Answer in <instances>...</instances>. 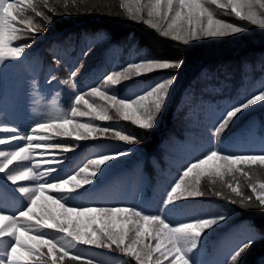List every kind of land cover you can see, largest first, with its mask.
<instances>
[{"label": "snow or ice", "instance_id": "snow-or-ice-1", "mask_svg": "<svg viewBox=\"0 0 264 264\" xmlns=\"http://www.w3.org/2000/svg\"><path fill=\"white\" fill-rule=\"evenodd\" d=\"M40 3L50 13L57 14L56 9L49 5V0H40ZM209 3L222 9L230 8L236 17L253 25L259 23L264 28V16L258 19L255 10L257 5L264 9V0H226V3L221 0H148L143 5L141 0H120V7L125 9L131 18L142 19L161 36L185 45L202 37H225L247 30L215 18V14L208 7ZM145 10L148 19H143L142 13ZM30 12L43 18L46 24L51 23L53 19V16L40 10L36 0H0V61L20 58L30 47L28 44L12 46L13 41L19 39L21 25L33 34L45 30L43 25L34 22ZM182 64V60L159 59L145 55L128 63L123 71H113L106 75L102 86L105 90H102V87H91L86 94L81 91V94L75 95V105L71 107L70 117L61 114L48 121H37L31 133H21L14 126L0 124V134H8L0 138V145L27 141L26 147L17 144L15 151L0 150V174L5 181L15 186V193L18 191L30 201L26 207L15 208L13 192L0 187V240L8 241V247L0 250V264H3L5 256L7 264H49V259L50 264H73L82 260L75 251L79 245L109 250L115 246V249L134 258L136 264H165V261L167 264H192L190 254L198 247L201 237L206 230L226 219L224 215L217 214L211 218L191 216L187 217L188 222H173L166 215L146 213L143 209L133 206H68L59 198L61 193L76 192L92 184L103 166L128 153L117 150L111 154H98L97 158L89 159L75 175L56 179L59 182L52 183L50 181L53 180L57 166L62 164L64 156L50 154L49 150L61 145L49 143L51 138L46 135L53 132L56 136L74 137L81 141L107 138L111 134L113 138L128 145L137 143L138 140L133 134L115 129L110 124L100 126L93 121H113L111 109L124 122H130L140 129H152L174 85L175 75L163 77L148 89L135 95L129 94L127 98H121L115 92L110 94L106 90L107 86L119 85L130 77L148 75L156 70L179 69ZM71 75L75 77L77 73L72 71ZM60 83L67 84L68 81L63 80ZM86 96L98 98L103 103L90 102ZM262 102L264 90H258L229 105L226 114L220 116L222 122L215 127L212 135L219 136L238 114ZM79 105H83L86 110H80ZM77 118H87V122H81ZM33 150H42L40 155L46 167L44 172L40 171V164L34 167L21 165V162L30 159ZM63 150L66 153L72 149L70 146H63ZM253 168L264 170V151L259 154H236L212 147L186 165L179 179L167 191V198L163 201L164 207H175L177 201L203 196L204 193L200 190L201 178L208 177L212 183L219 180L230 189V194H225L224 190H214L213 194L217 197L238 204L244 209L258 207L264 210V181L256 184L248 179V186L255 194L253 200L242 187L233 186L226 179L235 178L237 174L249 177ZM19 181H30L32 186H21L17 183ZM44 195L52 205L58 206V209L53 210L46 203H38ZM32 221H35V225ZM43 229H52L63 235L46 238ZM21 233L28 235L29 240L35 243H25ZM11 240L15 243H11ZM253 242L251 237L239 242L231 255L232 264H239V258ZM44 248L48 250V259L44 258ZM18 249L24 254L21 255ZM34 257L37 259L34 260ZM65 257H68V260H65ZM86 264L94 262L87 259Z\"/></svg>", "mask_w": 264, "mask_h": 264}, {"label": "trees", "instance_id": "trees-1", "mask_svg": "<svg viewBox=\"0 0 264 264\" xmlns=\"http://www.w3.org/2000/svg\"><path fill=\"white\" fill-rule=\"evenodd\" d=\"M36 3L39 4L41 11L53 16V19L51 23L46 24L43 18L36 17L30 12L29 15L34 22L43 25L45 30L33 34L21 25L22 31L18 32L19 39L13 41L12 46L28 44L30 47L22 53L20 58L10 60L15 61L32 81L39 104L48 97L51 98L50 111L54 117L65 112L71 95V88L67 84L60 83L67 80L63 67L71 69L72 64L69 65V63L72 61L73 64L76 63L83 51L87 53L88 50L95 48L99 55L96 58V67L90 71L94 74L90 75L91 78H98L112 70L124 67L134 59L139 60L145 55L159 59L182 60L183 64L179 69L157 70L152 73L150 78L147 77L145 85L149 87L163 77L174 74L181 79L185 88H189L187 92L190 93V90L193 92L192 96H189L190 105L197 97L211 100V103L224 99L231 105L264 88V83L261 81L264 78V32L261 34L255 32L244 37L199 40L185 45L161 36L142 19L131 18L127 11L120 7V0H49V5L56 9L55 15L50 13L40 0H36ZM53 77L55 79H52ZM90 82L82 81L74 85L78 89H84V86ZM212 85L218 91L214 92ZM8 103V78L0 69V124L8 125L2 114ZM178 105L179 102L176 106L169 105L158 126L150 130L140 129L120 119L103 122L106 126L110 124L115 129L133 134L138 142L128 145L110 134V137L97 138L87 143L86 152L93 159L97 158L98 154H111L117 150L128 153L103 166L97 174L98 181H109L112 175L122 171L127 172L133 168L142 174L151 175H153L151 171L162 170L164 164L158 155L162 153L163 157L165 153L163 148L159 149L160 138L163 136L180 148L182 156H187L182 141V129L175 124L179 114L183 118L182 111H178ZM261 111H258V114L262 115ZM258 114L255 113L253 116L257 117ZM162 126L164 128L160 134ZM3 135L7 134H0V138ZM0 150L7 152V144L0 145ZM178 179L176 177L173 181ZM248 179L256 184L264 181V170L253 168L250 170L249 177L237 174L235 186L242 187L254 200L255 194L248 186ZM203 181L207 183V180L203 179ZM10 184L11 182L5 181L0 174V187L13 192L15 208L26 207L27 199L18 191L15 193V186ZM210 184L214 190H224L225 194H230V189L226 186L221 187L219 180ZM207 191L204 192L206 198L217 197L213 191L211 193ZM215 200L228 202L234 212V219L214 236V243L226 238L229 241V247L231 246L228 252H224L225 256L221 264H232L233 249L242 239L248 237H251L254 242L239 258V264H264V238H262L264 237V210L258 207L244 209L222 198ZM161 203L157 199H152L150 206L143 210L146 213H152V209L160 208ZM42 231L46 238H57L63 235L52 229ZM20 235L25 243H35L29 240L28 235L24 233ZM11 243L14 244L15 241L11 240ZM6 247H8V241L0 240V250ZM18 251L21 255L24 254L22 250L18 249ZM47 251V248L43 249L45 259H48ZM75 251L79 253L82 260L73 264H86L87 259H91L94 264H136L134 258L115 249V246L109 250L79 245ZM35 259L37 258L34 257ZM65 260H68V257H65ZM3 264H7L6 256Z\"/></svg>", "mask_w": 264, "mask_h": 264}, {"label": "rangeland", "instance_id": "rangeland-1", "mask_svg": "<svg viewBox=\"0 0 264 264\" xmlns=\"http://www.w3.org/2000/svg\"><path fill=\"white\" fill-rule=\"evenodd\" d=\"M147 2L148 0H141L142 5ZM221 2L226 3V0H221ZM133 7H135V5H133ZM208 7L215 14V18L223 19L226 22L247 29L240 33L217 38H232L235 36L244 37L246 35L250 36L255 32H258L257 34L264 32V28H262L259 23L253 25L249 21L236 17L235 14L231 12L230 8L222 9L210 3L208 4ZM255 10L258 13V19L259 17L264 16V9L259 8L258 5ZM142 16L143 19H148L147 10L142 13ZM211 39L214 38L202 37L190 42ZM96 49L97 48L88 50L87 53L83 51L76 63L73 64V61L72 63H69V65L72 64L71 69L63 67L67 76V85L71 88L70 100L63 114L69 117L71 116V107L75 105V95L81 94V91L86 94L90 91L91 87H102L106 75L111 74L113 71H123L127 66L117 68L99 76L98 78L91 79L90 75L94 74L90 71L93 67H96V58L99 55ZM0 69L2 72H5L8 78L9 103L2 112L8 125L19 129L21 133H31L35 126L34 123L37 121H48L54 117L50 111L51 98L48 97L40 104L37 102V94L32 81L22 72L21 68L15 61L10 59L0 61ZM72 71L77 73L75 77L71 75ZM151 74L130 77L127 81H122L119 85L107 86L106 90H108L110 94L115 92L119 97L127 98L129 94L135 95L141 93L142 90L148 89L149 87L145 84ZM175 77L174 85L171 87L167 101L161 113L158 115L154 126H158L169 105L176 106L177 102H179L178 111H182L183 118H181V115L179 114L178 118L175 119V124L182 129V141L187 156H182L180 148L169 138L163 136L160 138L161 144L159 149L162 150L163 148L165 153L163 157L162 153L158 155L164 164L162 170H157L156 172L151 171L153 174L151 175L149 173L142 174L138 172L136 168H133L127 172L122 171L112 175L109 181L99 182L98 179L95 178L92 184L85 186L76 192L61 193L59 198L68 206H133L139 209L149 207L152 203V199H157L159 202H162L161 207L152 209V213H150L166 215L168 219L173 222H188L187 217L191 216L211 218L217 214H222L226 219L215 225L213 228L206 230V233L200 239L198 247L190 254L192 264H218L216 256L212 251V244L213 247H217L214 243V236L234 219L233 208L230 204L223 200H215L220 199L217 197H214L215 199L206 198L207 196L205 195L194 199L177 201L175 207L169 206L165 208L163 201L166 200L167 191L170 190V186L174 183L173 179L176 177L177 179L179 178L182 170L191 160L202 155L212 147L219 148L222 152L236 154H259L264 151V102L257 103L238 114L230 125L222 130L219 136L214 137L212 133L214 132L215 127L219 126V123L222 122L219 118L221 115L226 114V110L230 104L225 102L224 99H218L211 103V100L197 97L190 105L189 102L191 101L189 100V96H192L193 92L191 90L190 93L187 92L189 88H185V85L183 86V82L178 76L175 75ZM89 80H91V82L84 89H78L76 85L74 87V83L79 84L82 83V81L88 82ZM261 81L264 83V78L261 79ZM261 81L259 80L258 82L260 83ZM143 85L144 87L137 90V87ZM212 88L215 89L214 92L218 91L213 85ZM102 90L105 89L102 87ZM86 98L90 102L95 101L96 103H103V101H100L98 98L91 96H86ZM78 107L80 110H86L83 105H79ZM185 107L187 108L185 109ZM258 111H261L263 114H258ZM255 113L256 115L258 114L257 117L253 116ZM110 114L114 119H120L116 116L114 110L110 109ZM77 119L81 120V122H87V118ZM93 122L100 126H106L100 121ZM163 128L164 126L160 128V134L163 132ZM46 135L51 138L49 143L53 145H61V147L49 150L50 154H54L58 157L64 156L62 164L57 166V171L53 176V180L50 182L56 183L59 182L56 179H66L70 175H75L79 172L81 167L87 164L89 159H93V157L86 152V144L94 139L77 141L74 137L56 136L53 132L46 133ZM163 135L165 134L163 133ZM17 144L20 147H26L27 141L21 140L7 143V152L17 150ZM63 146H70L72 150L65 153ZM41 151L42 150H33L30 159L21 162V165L34 167L36 164H40V171L44 172L46 167L44 163H42L40 155ZM82 175L83 174H81V176ZM236 177H226V179L229 183H232V185L235 186ZM203 179L207 180V183H204ZM18 183L21 186H32V182L30 181H19ZM210 183L211 180L208 177L201 178L200 190L203 193L207 190L210 191H207L208 193H211L214 188ZM220 183L221 187L225 186L223 182ZM29 202L30 201H28V203ZM42 202L48 204L53 210L58 209V206L52 205V202L46 199V195L41 196L40 201H38V203ZM37 211H39V209H37ZM31 223L34 224L35 221H32ZM152 243L154 244L155 242L152 241ZM221 243L225 242H218V244ZM221 247L225 249L226 252L231 248V246L227 248V244H224ZM165 264H167V261H165Z\"/></svg>", "mask_w": 264, "mask_h": 264}, {"label": "bare ground", "instance_id": "bare-ground-1", "mask_svg": "<svg viewBox=\"0 0 264 264\" xmlns=\"http://www.w3.org/2000/svg\"><path fill=\"white\" fill-rule=\"evenodd\" d=\"M223 256H225V255H222V256L219 258V260L217 261L218 264H221V262H222V260H223ZM215 262H216V261H215Z\"/></svg>", "mask_w": 264, "mask_h": 264}]
</instances>
